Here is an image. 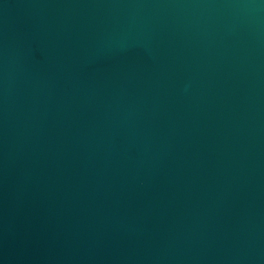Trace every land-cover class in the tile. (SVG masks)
<instances>
[{
  "label": "water",
  "instance_id": "1",
  "mask_svg": "<svg viewBox=\"0 0 264 264\" xmlns=\"http://www.w3.org/2000/svg\"><path fill=\"white\" fill-rule=\"evenodd\" d=\"M0 264H264V0H0Z\"/></svg>",
  "mask_w": 264,
  "mask_h": 264
}]
</instances>
